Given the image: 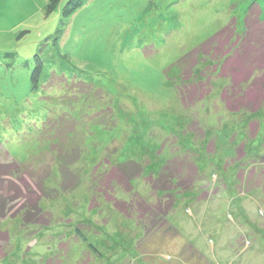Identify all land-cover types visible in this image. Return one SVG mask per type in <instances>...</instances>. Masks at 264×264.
Listing matches in <instances>:
<instances>
[{"label": "rangeland", "instance_id": "374dc122", "mask_svg": "<svg viewBox=\"0 0 264 264\" xmlns=\"http://www.w3.org/2000/svg\"><path fill=\"white\" fill-rule=\"evenodd\" d=\"M82 1L0 0V264H264V106L221 100L253 0ZM180 88L208 96L186 108ZM175 155L200 180L146 232L139 202L164 206L149 183ZM127 161L144 168L131 191L95 190Z\"/></svg>", "mask_w": 264, "mask_h": 264}, {"label": "trees", "instance_id": "16d2710c", "mask_svg": "<svg viewBox=\"0 0 264 264\" xmlns=\"http://www.w3.org/2000/svg\"><path fill=\"white\" fill-rule=\"evenodd\" d=\"M83 3L85 2L82 0H72V7H74L76 11L78 6L83 5ZM248 12H250V14L248 13L245 17L243 34L237 38L236 45H232L233 47H230L227 50L228 52H224L221 56L222 75L225 78L231 79L230 87L221 93V100L227 111L231 113H238L244 110L257 112L264 106V20L262 19L263 12L258 0H253L251 2ZM233 23L234 21L231 20L226 27L212 36L203 47H205L206 44L208 48L211 47L215 41L221 40L222 36L228 35V37H231V33H233L232 31L234 30L232 27V25H234ZM199 49L201 48H198L197 51H199ZM197 51L194 52L197 56L207 53L206 50ZM191 54L193 55V53ZM35 60L37 65L32 72L31 78L34 90L38 88L43 73V62L41 58L37 56ZM207 94L208 92L202 94L196 92L192 93L188 88L179 89L181 101L186 108H191L202 102L208 96ZM258 132V124L252 123L249 130V139H255L258 136ZM244 147L245 144L241 143L236 150V157L240 162L245 159ZM116 165L118 166L113 167L106 175H109V177H106L105 182L95 183L96 191L100 190L98 186L103 190L104 187L105 189L111 190V187L113 189L119 184H124L127 190L131 191L132 181L135 180L136 176L140 173L144 174L142 164L136 161H127ZM131 165L135 166L136 169L133 170ZM117 170H122L124 173L121 172L119 175ZM126 172H130L132 175H128ZM199 180L200 172L194 161H188L187 158H178L177 155L170 159L155 180L149 183L155 193L164 194L163 197L165 202H160L164 206L158 208L157 206H150V204L145 201L139 202V207L145 208V210L141 211V214H145L144 211H147L156 218V220L152 218L153 221L151 223L153 225H146L145 231L148 232L151 227H154L153 230H156L157 227H164L167 224V221L164 219L168 217L175 207V192H189L194 189ZM123 181L125 183H123ZM19 196L21 197L22 195ZM206 197H208V195L204 196V194H201L198 198L203 200ZM36 205L37 201L34 200L31 207H35ZM0 207L3 208V204L0 205ZM145 215L148 216L149 214ZM82 232L84 231L78 228L77 236L84 237ZM89 248L94 254L98 255L100 258L102 257V254L95 246L91 245ZM3 254L5 255V253Z\"/></svg>", "mask_w": 264, "mask_h": 264}, {"label": "crops", "instance_id": "0c3cea01", "mask_svg": "<svg viewBox=\"0 0 264 264\" xmlns=\"http://www.w3.org/2000/svg\"><path fill=\"white\" fill-rule=\"evenodd\" d=\"M238 237H239V236H238ZM238 237H237V238H238ZM246 248H247V247H245L244 249L246 250ZM247 249H249V248H247Z\"/></svg>", "mask_w": 264, "mask_h": 264}]
</instances>
